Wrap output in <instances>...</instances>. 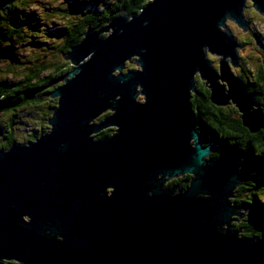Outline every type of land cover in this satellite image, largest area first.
Instances as JSON below:
<instances>
[{
    "label": "water",
    "instance_id": "95a60500",
    "mask_svg": "<svg viewBox=\"0 0 264 264\" xmlns=\"http://www.w3.org/2000/svg\"><path fill=\"white\" fill-rule=\"evenodd\" d=\"M249 2L264 16V0H149L87 26L50 93L49 130L0 149V264H264V235L231 226L247 153L204 145L192 110L199 76L214 104L263 129L262 103L233 71L242 45L229 22L247 31ZM5 58L18 63L0 41ZM185 174L186 188L165 186Z\"/></svg>",
    "mask_w": 264,
    "mask_h": 264
},
{
    "label": "trees",
    "instance_id": "16d2710c",
    "mask_svg": "<svg viewBox=\"0 0 264 264\" xmlns=\"http://www.w3.org/2000/svg\"><path fill=\"white\" fill-rule=\"evenodd\" d=\"M147 2L149 0H69L66 7H59L53 13L67 20L62 21L64 25L46 29L38 15L34 12L26 13L35 4V0H0L2 46L13 44L16 49V45L26 44L35 53L20 57L16 52L18 63H10L4 71L0 69V149H8L15 142L25 144L33 141L49 130L48 119L57 106V98H52L50 93L62 84L61 79L73 68L64 55L82 40L87 26L100 29L122 11L128 15L139 12ZM250 6L249 2L248 9ZM248 22L252 27L251 21ZM231 25L232 22H229L232 28ZM252 31V35L257 38L258 34L254 29ZM40 38L46 42H41ZM240 42L241 45L245 43L242 39ZM208 58L212 65H217L216 57L209 55ZM135 60L133 58L126 63L125 71L137 68ZM20 63L23 69L19 78H16L14 73ZM258 75L256 81L251 78L243 79V76L241 78L246 83L247 90L264 107L263 67ZM197 81V92L192 96V110L196 122L200 115L204 121L208 118L209 123L206 125L219 130L220 135L227 137L229 142L247 153L242 166L245 175L243 183L237 186L230 199L234 206L245 209V216L242 220L240 216L233 217L231 226L241 237L257 238L264 235V127L260 132L252 134L243 125L240 115L237 117L229 108L216 109L210 102V91L201 89L204 82L199 77ZM195 95H200L199 102L195 103ZM105 115L100 116V119ZM197 125L203 129L206 127L205 123L197 122ZM114 131V128L108 127L94 137L100 139ZM188 184L189 182L186 186ZM166 186L174 185L169 183ZM248 192L249 198H245L244 195Z\"/></svg>",
    "mask_w": 264,
    "mask_h": 264
},
{
    "label": "rangeland",
    "instance_id": "374dc122",
    "mask_svg": "<svg viewBox=\"0 0 264 264\" xmlns=\"http://www.w3.org/2000/svg\"><path fill=\"white\" fill-rule=\"evenodd\" d=\"M109 1V0H108ZM69 4V0H35V4L33 6H30V8L26 11V13L34 12L35 15H38V18L42 20V24L45 25L46 29L49 28H56L59 26H63L64 23L62 21H67L61 19V16L53 14L55 9L59 7H66ZM246 8L247 10V19L251 21V26L253 27L254 31L258 34V37H254L252 35V32L249 33V29L247 31H243L241 28L236 26L235 24L232 23V29L235 31L236 35L239 38V41L242 39L244 40V44L240 47V54L244 60V68L248 71V75L253 72L254 76L253 78L251 77V80L255 81L256 76L258 71H259V64L261 63L260 60L263 59L264 57V16L256 12L252 6ZM250 10V11H248ZM70 20V19H69ZM44 27V26H43ZM251 27V28H252ZM44 39L40 38L41 42H46L43 41ZM32 48V47H31ZM29 45H23V46H18L16 45L15 52H18V56L23 57L25 55H28L29 53L33 54V49H31ZM35 54V53H34ZM33 54V55H34ZM213 56V55H212ZM215 57V56H214ZM11 61L7 58L0 59V69H7V65H9ZM19 68L15 70L16 73H14V77L19 78L20 72L22 71V64H18ZM218 68V66H217ZM13 69V68H11ZM233 71L237 74L240 75V69L239 67H234ZM45 75V74H43ZM41 75V77L43 76ZM13 77V78H14ZM199 76H197L198 78ZM241 77V75H240ZM2 78V76H0ZM11 78V77H9ZM200 78V77H199ZM18 80V79H16ZM198 82V81H197ZM139 101H143L144 99L140 96L138 97ZM108 113V112H107ZM107 113H105L107 115ZM108 128V127H107ZM110 136V135H109ZM174 180L177 177H173ZM170 180V179H169ZM168 181H166L165 184H169ZM176 185V184H175ZM245 198H249V192L244 195ZM242 197V198H244ZM244 198V199H245ZM240 213L244 214L245 216V211L240 210ZM243 217H240L242 220ZM233 217L238 218V215H233ZM234 222V221H232Z\"/></svg>",
    "mask_w": 264,
    "mask_h": 264
},
{
    "label": "flooded vegetation",
    "instance_id": "af4514ba",
    "mask_svg": "<svg viewBox=\"0 0 264 264\" xmlns=\"http://www.w3.org/2000/svg\"><path fill=\"white\" fill-rule=\"evenodd\" d=\"M252 29H253V27L251 28H249V33L250 32H253L252 31ZM261 61V63L259 64V71H258V73L261 71V69H262V67H263V65H262V60H260ZM245 62H244V60H243V58H242V60H241V66L239 67V69H240V74H241V76H243L244 78L243 79H246V78H251L250 76H252V78H253V74L251 75H248V71L244 68V64ZM216 64L217 65H213L214 67H216L217 68V66H218V62H216ZM258 73H257V75H255L256 76V80H257V78L259 77V75H258ZM240 76V75H239ZM255 80V81H256ZM202 81V80H201ZM198 83V82H197ZM254 84V83H253ZM254 86H257L256 84H254ZM201 89H203V90H205V92L206 91H210L209 90V88L205 85V83H204V85H201ZM251 91L253 90V89H250ZM199 94V93H198ZM193 96V95H192ZM193 99H194V101H195V103L196 102H199L200 101V95H195L194 97H193ZM257 99V98H256ZM258 100V99H257ZM210 102L215 106V108L216 109H220L221 110V108H229L230 110H232L235 114H236V116L238 117L239 115L241 116V114L239 113V111H238V109L236 108V106L233 104V103H231V104H229V105H224V106H220V105H216V104H214L211 100H210ZM109 113V112H108ZM107 113V114H108ZM106 116V115H105ZM99 120H100V118H99ZM197 122L198 123H200V124H203V123H205V128L203 129V127H201L200 125H197ZM197 122H196V128H197V130L200 132V133H202L203 135H207V137H208V140L204 143V145H207V144H209V143H211L213 146H215V145H217V146H219V147H221L222 145H230V146H233V147H237V146H235L234 144H232V142H229V140H227L226 138L227 137H225L224 138V136L221 134H219L220 133V131L219 130H217V129H214V128H211L208 124L206 125V123H209V119L208 118H205V121L202 119V117H201V115L198 117V119H197ZM112 128H114V127H112ZM115 129V128H114ZM113 134V133H112ZM218 157V154L217 153H212V158H217ZM176 180H174V178H172V179H170L169 180V182L168 183H171V184H173L174 186H180V185H183V187L184 188H186L187 186H186V183L187 182H189L191 179H192V175H190V174H185V175H180V176H177V178H175ZM176 184V185H175ZM165 186H166V184H165ZM174 186H172V187H169V188H173ZM166 187H168V186H166ZM25 219L26 220H28V217H25ZM13 262H15V261H13Z\"/></svg>",
    "mask_w": 264,
    "mask_h": 264
},
{
    "label": "clouds",
    "instance_id": "9594fccd",
    "mask_svg": "<svg viewBox=\"0 0 264 264\" xmlns=\"http://www.w3.org/2000/svg\"><path fill=\"white\" fill-rule=\"evenodd\" d=\"M252 4V3H251Z\"/></svg>",
    "mask_w": 264,
    "mask_h": 264
}]
</instances>
